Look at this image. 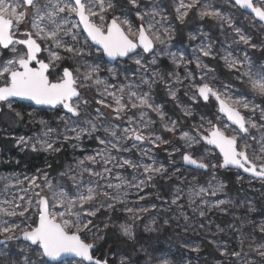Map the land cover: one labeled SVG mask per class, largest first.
Returning a JSON list of instances; mask_svg holds the SVG:
<instances>
[{
  "label": "snow or ice",
  "instance_id": "6c2138e0",
  "mask_svg": "<svg viewBox=\"0 0 264 264\" xmlns=\"http://www.w3.org/2000/svg\"><path fill=\"white\" fill-rule=\"evenodd\" d=\"M128 4L136 9V17L141 21L139 25L134 26L126 16L112 15L110 19L106 16L114 12L116 5L113 0H0V55L5 51L12 53V56L6 60L0 61V102H6L8 108H12L15 100H28L36 105H47L52 108L62 107L72 117L79 119L81 112H87L89 101L84 98L82 89L95 87L100 99L95 101L96 104L104 108L111 109L117 119H127L128 127H124L120 134H117L115 128L104 127V133L112 139H105L99 136L96 140L103 147L96 151L94 155H89L81 159L75 165L80 169L76 175H70L73 172L69 168L67 172L61 173L62 176H68L73 183V189L65 191L62 186L53 185L48 179L47 173H44L43 185L37 181L40 177L33 176L29 180V187L23 189L25 195H13L11 199L0 201V214L8 217H22L24 221L31 220V223H25L24 227L20 224H8L4 221L0 226V236L4 241H13L22 238L29 243L31 255L24 257V264H71V261L63 259L64 257H79L77 264H109L107 259L101 260L94 258L92 250L94 243L86 242L85 238L93 228L97 227L93 218L104 207V203H99L101 197L107 203L109 210H115L116 203L126 204L125 197L128 192L126 189L135 188L142 192L144 187L149 186L150 182L156 175L163 176L167 169L164 165H156L153 161L150 164L134 162L130 159L117 158L113 152H127L130 149L124 147V142L132 140L134 142L150 140L152 143H167L160 136L145 130L153 123L151 120H145V111L155 112L163 126L168 132H175L177 128L176 121H165V113L160 105L154 104L151 96V89L156 83L154 77L159 76L158 72H153L152 79L140 76V84H109L102 79L100 64L84 63L76 68L63 67L62 71L56 74L53 79L54 70L61 66V62L66 59L82 58L91 56L93 46H98L96 52L101 56H106L112 60L116 58L132 59L137 65V71H148V64L143 63L144 54L153 53V59L148 63L156 64L154 49L156 44H165L162 38L168 35L170 38V29L165 26L168 17L161 14L160 11L152 8L149 11H141V0H127ZM235 5L241 8L250 9L260 21H264V0H259V5L254 0H234ZM200 6L199 15L201 18L209 17L221 22V26L227 24L232 27L231 18L221 13L219 9H212L206 4H201V0H179L176 8L177 19L183 23L189 11ZM31 10V11H30ZM159 17V19H157ZM77 18V19H74ZM27 23L28 30L21 32L20 26ZM82 26V28H81ZM163 29V31H161ZM239 40L244 44H250V38L241 33L239 28L234 29ZM82 33H85L82 37ZM24 38L21 39L19 36ZM194 38V37H193ZM83 39L84 47H80ZM89 41L91 43H89ZM19 46V47H18ZM256 48V44H250ZM61 52L68 54L62 55ZM199 52L204 57L212 55V46L206 45L199 48ZM174 63L177 61L175 53H169ZM44 58H41V57ZM184 60L183 55L179 58ZM227 67L240 72V68L247 63L245 71L240 72L242 77L247 78L254 94L261 98V103L249 102L244 98L233 99V97L222 94L208 83L198 86V95L205 102L209 97H214L218 102V111L223 113L230 125L223 127L212 124L208 121L209 129L201 132L204 128L201 124L197 129V135L191 136L185 132L182 139L185 140L186 146L191 148L193 144L204 142L206 145L213 146L219 150L222 160L218 163L211 161L205 162V158H195L188 152L183 154V161L190 165H195L200 169L216 168H236L242 169L246 173H251L255 177L264 179V123L257 124L250 117L246 118L240 111L241 108L249 110L255 114L260 112L259 119L264 121V65L258 68L253 67L248 62L245 55L244 61L232 57L229 53L224 57ZM196 66L200 69H206L208 66L203 64L199 57L196 58ZM83 68V71L81 69ZM110 76L115 79L116 72L112 68L107 69ZM210 71V69H209ZM169 75H174L170 73ZM191 75V73H189ZM163 80V77H161ZM176 82L180 83L179 76H176ZM146 85L148 91L140 90V85ZM125 94L127 100H125ZM169 95L175 99L176 91L169 88ZM197 97L193 96L195 100ZM132 109L140 111L139 121L134 116H127ZM186 116L192 115L188 109H182ZM96 117L87 120L88 127L75 126L76 122L71 117L64 119L65 133L71 132L74 135L63 136V140H75L77 144L73 147H79L82 137H91L93 133L99 131L97 123L104 114L101 108L95 109ZM19 116V113H16ZM40 123L47 127L45 121ZM250 129H259L262 135L259 139L260 149L257 154L253 150V157L249 156L248 149L252 147L247 142V134ZM54 129L47 127L43 133L44 139H38L40 148L44 151L57 152L60 149L55 146V141L47 139ZM256 139V137H252ZM243 140V144H241ZM17 143H27L25 137H20ZM135 146V145H134ZM33 151H36V145H32ZM207 151V149H206ZM143 155H149L143 152ZM259 160V163L256 160ZM99 164L101 170H96L95 165ZM111 165V167H109ZM113 168H131L135 172L142 169L144 178L138 179L134 175L132 180L117 174L115 179L120 183H111ZM178 171V170H177ZM87 174L89 179L85 181L84 175ZM171 177H169L170 179ZM9 177H0V180L8 181ZM193 179H196L193 177ZM238 179L240 177L238 176ZM23 181L17 180V184ZM225 185L220 183L211 189V195L215 196L218 192L224 190ZM39 189V191H36ZM47 189L48 192L44 193ZM113 190V191H109ZM4 191H9V184H4ZM31 191L32 195L25 201V196ZM209 189L200 187L194 194L200 196L202 193H208ZM113 192L115 194H113ZM180 189L172 199L171 203L176 205L180 200ZM144 196H139V200H144ZM17 200L25 201L24 204L16 203ZM207 205L208 201H201ZM221 200L211 207H218L224 204ZM195 204V200L189 198V206ZM183 207L182 205H178ZM155 208V205L151 206ZM131 214L133 220L139 219L141 213L150 211L147 207H125L123 209ZM194 212L199 211L203 217L205 212L198 207L192 209ZM249 211H254L249 208ZM27 214V215H26ZM183 214V213H182ZM187 220V216L184 217ZM154 222V221H153ZM167 223V221H165ZM105 228L109 227L106 223ZM121 231L129 239L133 238L131 224H121ZM151 230V229H147ZM222 231V229H221ZM259 231L264 233V224L259 225ZM19 233V236H17ZM103 237L97 236V239ZM243 244V239L241 240ZM192 251L198 252L199 248H193ZM257 255L264 261V244L258 245L255 249ZM222 255H228L222 252ZM240 252L232 251L231 256L238 257ZM3 257V264H8V253L0 252ZM120 264H127L125 259H121ZM158 264H171L167 259H161ZM252 264V262H247Z\"/></svg>",
  "mask_w": 264,
  "mask_h": 264
},
{
  "label": "rangeland",
  "instance_id": "374dc122",
  "mask_svg": "<svg viewBox=\"0 0 264 264\" xmlns=\"http://www.w3.org/2000/svg\"><path fill=\"white\" fill-rule=\"evenodd\" d=\"M113 2L116 5V8L114 12H110L106 16V19H110L112 15H119L126 16L134 26L141 23V21L136 17V9H133L128 4L127 0H113ZM188 2L189 0H185V3ZM201 4H206L212 9H219L222 14L231 18L232 27H228L227 24H224L222 27L221 22L213 18H201L199 15V11L201 10L199 5L196 8L191 9L185 17L183 23H181L177 19L178 14L176 12L179 0H141V11H149L152 8H155L160 11L162 15L168 17L165 26L170 29L171 34L170 38L168 35L162 36L165 40V44H156L154 54L157 62L155 65L148 63L151 59H153V53L150 55L144 54L143 63L148 64L147 72L137 71L138 66L134 64L132 59H128L123 62L119 61L111 65L104 59V56H101L99 52H96L95 47L92 48V52L94 54L91 56L66 60L73 62L75 66L74 68L84 63L100 64L102 68L100 76L109 84H140L141 75H144L145 78L152 79L153 72H158L160 75L154 77L156 83L153 84L151 89L152 101L154 104L162 107V110L166 114L165 121H176L177 123L176 131L170 133L177 134L176 138L178 140V144L173 145L168 142L163 144L172 145L169 147V152L166 150L167 148L160 151V147L163 145H160L161 143L159 142L154 144L150 140L138 142L127 140L124 142V147L130 149L129 151H122L120 153L113 152V155H116L117 158L130 159L134 162L142 164H150L155 161L157 166L162 164L161 161L157 159V156L161 153L166 154L168 156V164L162 165H164L167 169L166 173L170 171V174L165 173L164 178L176 181V184H173L172 194L175 196L177 194V189H180L179 195L181 197L176 205L171 203L173 198H163L164 200H162V197L158 196V189H156L157 184L155 182L158 177L162 176L156 175L150 182L149 186L143 188L142 192L135 188L126 189L128 192L127 197H125L126 204L116 203L115 207V210H118L121 214V224H124L125 217L132 220L131 214L123 210L125 207H147L151 211L153 209L151 206L154 205L152 195L164 204V206H161V210L169 209L170 206L173 205L178 211L177 216L182 220H186L184 218L185 216H187L188 221L201 218L199 211L194 212L192 210L198 206L205 212V214H212L211 220L215 219L213 210H219L221 212L219 213L220 215L227 214L229 216L234 212L232 215L233 217L227 218V220L231 223H229L226 228H221L220 226L215 225L210 228L208 227L204 232L206 238L213 243L214 247L223 257L221 260L215 261L214 264H247V262H252V264H264L262 258L257 255L255 251L258 245L264 244V233L259 231V225L264 224V212H262V215L256 220L252 217V214L255 213L257 209L256 198L258 197V194L262 196L259 200V204L264 206V190L262 187L264 185V181H257L245 175L239 176V181L242 183V188H244L243 199H241V206L239 209L242 208V210L245 211H249V208L254 209V211H249L251 212L249 215L246 213L239 214L244 231L243 236H240L238 234L239 227L236 226L240 222L237 213V210L239 209L236 207V204L232 199L224 194V190L222 192H218L215 196L210 194L212 188L220 183L224 184L219 177H216L221 168H209L208 171L203 173L202 171L186 167L182 159L183 154L188 152L195 158H205V162L211 161L212 163H218L221 161L217 152L206 148L202 142L193 144V146L189 148L186 146L185 140L182 139V135L185 132L189 133L191 136L197 135L196 129L201 124L204 125V128L200 129V131L202 133L205 132V130L209 129L208 121H211L212 124L221 127L225 124L228 125L225 118L218 114V106L213 99L210 100L211 103L207 106L208 114H204L202 111L199 113L197 112L198 104L202 101L198 95V86L203 83H208L211 87L215 88L222 94L226 93L227 95L233 97V99L244 98L249 102L256 103L254 98L248 97L246 94H240L237 86L234 84L237 82L242 87L245 86L250 88L253 92L251 86L247 82V78L240 75V72L246 70L247 63L244 67L240 68V72H237L236 70L229 69L227 67L224 57L231 53L232 57L240 61H244L245 55H247L248 62L253 65L254 69L258 68L260 65H264V57L261 58L264 56V31L257 27L258 24H255L254 21L259 23L257 20L240 10L232 3L231 0H221L220 3H215V0H201ZM256 4L259 5V2L256 1ZM237 9H239L240 12H238ZM157 19H159V17H157ZM184 24H187L188 27L185 32H180V27ZM209 24L212 26H209ZM260 26L264 29L262 25ZM235 28H239L243 35L250 38V44H256L257 47L252 48L250 44L246 45L241 42L239 40V36L234 30ZM249 29H252L253 31L249 32ZM26 30H28L27 23L20 26L21 32ZM213 30L214 32H212ZM161 31H163V29H161ZM83 36L84 33H82V37ZM19 38L23 39L24 37L20 35ZM256 39L257 41L255 42L254 40ZM206 45L212 46V55L209 57H204L199 52V48ZM79 46L84 47L83 39H81V44ZM169 53L176 54V63L173 62ZM8 54L9 56L5 59L3 58V54L0 55V61L6 60L12 56V53L8 52ZM61 54L65 56L68 55L63 52H61ZM181 55L184 57L183 61L179 59ZM197 57L200 58L203 64L208 66L206 69L197 68ZM41 58L44 57L42 56ZM66 60L62 61L61 64L66 62ZM218 65L220 68L224 67L225 70L231 74L230 79L232 81L224 79L226 76H221L222 74L217 72L216 67H218ZM108 68H112L116 72L117 77L115 79H113L108 73ZM62 69L63 65H61L60 70L62 71ZM81 71H83V68ZM57 73H59L58 68L54 70L53 79L56 78ZM170 73L174 75H169ZM189 73H191V75H189ZM176 76H179L181 81L180 83L176 82ZM161 77H163V80H161ZM169 88L176 91L175 99L169 95ZM140 90L148 91V88L146 85L141 84ZM81 91L83 92L84 98L89 101V106L87 112H81L79 119L66 114L62 107H58L55 110L50 111L43 108H36L30 104H24L18 101H14L12 103L11 109L8 108L6 102L0 105V139L10 140L12 145V149L6 151H3V148L0 145V177L10 178L8 181L0 180V201L4 199H11L13 195H16L17 197L25 195L23 189L29 187V180H26L25 177H28L29 179L33 176L40 177L37 182L43 185L44 173H47L48 179L52 181L53 185L62 186L65 191L74 190L72 181L68 178V176H62L61 173L67 172L69 168L73 169V172H71L70 175H76L80 172V169L75 167L77 162L89 155H94L97 150L103 147V145H100L96 140L97 136L105 139H112L108 136V134L104 133V127L115 128L117 134L119 135L124 127L129 126L126 118L117 119L115 113L111 109L104 108L95 103L97 99H100L97 95L95 87L86 90L82 89ZM193 96H196L197 98L193 100ZM162 99L171 101L167 104L166 101ZM125 100H127L126 94ZM98 107L101 108V111L104 114L99 120H94V122L97 123L99 131L93 133L91 137H82L79 142V147H73L74 144H77V141L75 140H63V136L65 134L71 136L74 135V133H65V124L61 117L64 119L71 117V120L76 122L75 126L88 127L86 121L96 117L97 114L95 109ZM182 109L190 110L192 115L186 116ZM240 111L246 118L250 117L256 121L257 124L264 123V121L259 119V110H257L255 114L243 108H241ZM176 112L181 114L180 118L179 116L173 114ZM16 113H19L20 115L17 116ZM127 116H134V118L139 121L140 111L132 109L127 113ZM144 119L146 121H153L145 132H151L154 135H158L163 140L165 135L164 133L168 131L165 130L160 117L155 112L146 110ZM41 120L46 122L47 127L54 129V131L49 134L47 139L55 141V146L60 149L59 151H44L40 148L39 143H37L38 139L45 138L43 133L47 131V127L40 123ZM231 127L232 126H230L229 131L231 130ZM249 133V136H247V142L250 145H252L253 142L255 143L254 146L252 145V147L248 149L249 156L253 157V150H255L257 154L259 153L260 144L258 141L262 135V131L259 129H250ZM20 137H25L27 143H17ZM252 137H256V139H252ZM33 144L36 145V151H33L32 149ZM241 144H243V140H241ZM134 151L138 154L139 159H136L132 155V152ZM145 151L148 152L149 155H143V152ZM60 153L66 154L67 156L62 163L60 161L61 157H59V155H61ZM256 162L259 163V160L257 159ZM94 167L96 170H101L99 164ZM109 167H111V165H109ZM117 174L128 180H132L134 175L137 177V180L144 178L142 169H140L139 172H135L131 168H113L111 183H120L119 180L115 179ZM169 177L171 178L169 179ZM193 177L196 179H193ZM83 179L85 181L89 179L87 174L84 175ZM17 180L23 181V183L17 184ZM5 183L9 184L8 192L4 191ZM200 187L208 188V194L202 193L200 196H196L194 193L198 191ZM36 191H39V189H36ZM47 192L48 190L45 189L42 194H46ZM113 194L115 193L113 192ZM31 195L32 193L29 191L25 196V201ZM190 195L191 199L195 200V204L191 207L189 206ZM139 196H144L145 199L139 200ZM202 200L208 201V204H202ZM221 200L225 201V203L219 205L218 207H211V205L217 204ZM25 201L17 200L16 203L24 204ZM101 202L104 203V207L101 209L114 211L107 208V203L111 201H105L104 198L101 197L97 206H99V203ZM178 205H182L183 207H179ZM0 207H8V205L0 204ZM186 207L189 208V211ZM147 213H141L139 219H142L147 215ZM4 221H7L9 225L13 222L20 224L21 227H24L25 223H31V220L25 222L22 217H8L0 214V226H3ZM93 222L97 227L93 228L92 232L88 233V235L84 238L86 242L94 243V245H96V238L99 236L102 227H104L106 222L104 220V223L102 224L100 211L97 213V216L93 218ZM210 223L211 222H209V225ZM152 226L151 222L147 223L148 228H151ZM119 230L124 235L120 227ZM189 231L193 233V237H188L186 241L181 242L182 249L186 250L188 253L186 258L183 259V257H174L177 261V263H175L171 257L172 253L166 252L160 255V259H167L171 262V264H206L204 261L205 255L201 249L202 246L197 239L199 235L204 234L199 228H190L188 232ZM257 231L258 233L256 236ZM216 233L228 234L233 239L234 245L232 244L229 236L218 240L220 235L217 236L215 235ZM17 236H19V233H17ZM242 239L246 241L247 245L255 251V257L247 258L246 256L241 255V257H234L230 255L232 251L238 252L235 244L239 243ZM1 240H4L2 236H0V252L8 253V264H24V257L26 255H31V252L27 251V249H29L28 243L22 240H13L1 244ZM197 247L199 248L198 252L192 251L193 248ZM222 252H227L229 254L222 255ZM3 259V257H0V264H3ZM121 259H124V256H120L118 260L121 261ZM69 261H71V264H77V261L79 260Z\"/></svg>",
  "mask_w": 264,
  "mask_h": 264
},
{
  "label": "trees",
  "instance_id": "16d2710c",
  "mask_svg": "<svg viewBox=\"0 0 264 264\" xmlns=\"http://www.w3.org/2000/svg\"><path fill=\"white\" fill-rule=\"evenodd\" d=\"M221 0H215V3H220ZM238 12H240L239 9H237ZM255 24H258V28L263 30L264 29L254 21ZM208 23V22H205ZM209 26H212L209 24ZM188 25L184 24L180 27V32L187 29ZM252 29H249V32H252ZM214 32V30L212 31ZM217 32V31H216ZM255 42L257 41L254 40ZM257 53V52H256ZM257 55V54H256ZM8 51H5L3 53V58L5 59L8 57ZM262 56L261 58H263ZM66 67H72L74 68L73 62H70L69 60H66L63 64H61ZM223 66V65H222ZM217 72L219 74H222L221 76H226L224 79L229 81H232L230 79V75L225 68H220L218 65ZM61 66L58 68L60 71ZM54 78V77H53ZM237 86V89L240 94H246L248 97L254 98L256 103H261V98L253 94V92L250 90V88L241 86L237 82L234 83ZM247 88V89H246ZM164 100V99H162ZM167 104L170 103L171 100H164ZM211 101L205 103V102H199L197 112H201L204 114L207 113V106ZM196 112V113H197ZM176 116L181 117V114L176 112L173 113ZM164 131V130H163ZM164 141H167L168 143H172L173 145L178 144V140L176 138L175 133L165 132L164 133ZM164 143H161L160 145H163ZM254 142L252 145L254 146ZM0 145L3 148V151L11 150L12 145L10 140L0 139ZM171 144L163 145L160 147V151L167 148L166 150L169 152V147H171ZM203 146V145H202ZM204 147V146H203ZM59 157H61V163L64 161V159L67 157L66 154L60 153ZM132 155L139 159L138 154L136 151L132 152ZM218 158V156L216 155ZM168 156L166 154H160L157 156V159L161 161L162 164H168L167 161ZM204 173V172H203ZM166 174H170V171ZM242 175L240 172H237L235 170H220L216 177H219L225 187H224V194L233 200V202L236 204V207L238 209L241 206V199H243V192L244 188H242V183H240L238 176ZM158 177L157 180H155L158 189V196L162 197V200L164 199H172L174 198V195L172 194L173 184H176L175 180H168L167 178ZM264 190V185L262 186ZM206 194V193H205ZM208 194V193H207ZM164 198V199H163ZM262 198L260 194H258V197L256 198L257 201V209L256 212L252 214V217L256 220L259 216L262 215V212H264V206H261L259 204V200ZM153 203L155 205V208H153L151 211L147 213L146 216H144L142 219L137 220H129L127 217L124 218V224H131L132 225V231H133V238L129 239L127 236L123 235L119 230V225L121 224V214L118 210L114 211H108V210H100V217L102 219V224L104 223V220L106 221L109 227L105 228L102 227V230L99 234L100 237H103L102 239L96 238V247L97 250L95 251L94 255L101 260L107 259L109 264H120V261L118 260L120 256H124V259L126 260L127 264H158V261L160 259V255L164 254L166 252H171V257L173 259V262L177 263V261L174 259V257H183L186 258L188 256V253L186 250L182 249L181 242L186 241L187 238H192L193 233L191 231L188 232V230L191 229H201L202 233L206 231V229L209 227H213L215 225L220 226L221 228H226L230 221L227 220V218L233 217V213L229 216L227 214H222L219 210H213L215 219H212V214H205L203 217L196 219V220H182L180 217L177 216V210L172 205L169 209L161 210V206H164L162 201L157 200V198L152 195ZM168 205V204H167ZM188 208V207H186ZM240 210V211H239ZM237 210L238 217L241 213H246L249 215L251 212L245 211L239 209ZM189 211V208H188ZM191 219V218H190ZM240 222L236 225L239 227L238 234L240 236H243L244 231L241 224V218L239 217ZM154 221V222H153ZM167 221V223H165ZM151 222L153 225L151 228L147 227V223ZM209 222L210 225H209ZM98 223V222H97ZM104 224V225H105ZM202 226V227H201ZM253 226V225H252ZM151 229V230H147ZM187 233V234H186ZM258 231L256 232L257 236ZM215 235L219 236L220 238L218 240H221L223 238H227L228 234H222V233H216ZM214 238V237H213ZM232 244L234 245V241L229 236ZM199 240V243L202 246V252L205 255V262L206 264H214L215 261L221 260L223 257L220 255V252L214 247L213 243L209 241L206 238V235H199L197 237ZM215 239V238H214ZM217 240V239H216ZM236 249L238 252H240L241 256H246L247 258L255 257L256 253L255 251L250 248L246 241L243 240V244H241V241L237 244H235ZM240 256V257H241ZM237 262V261H236Z\"/></svg>",
  "mask_w": 264,
  "mask_h": 264
},
{
  "label": "water",
  "instance_id": "95a60500",
  "mask_svg": "<svg viewBox=\"0 0 264 264\" xmlns=\"http://www.w3.org/2000/svg\"><path fill=\"white\" fill-rule=\"evenodd\" d=\"M232 1V3L235 5V2H234V0H231ZM256 1H259V0H254V3L256 2ZM240 10H242L243 12H245L246 14H249L250 16H252L255 20H257L263 27H264V21H260L259 20V18L258 17H256L255 16V14L254 13H252L251 12V10L250 9H244V8H241L239 5H236ZM81 28H82V26H81ZM85 34V33H84ZM86 35V34H85ZM90 42V41H89ZM91 43V42H90ZM95 48H98V46H94ZM154 51H155V49H154ZM147 55H150V54H152V53H146ZM105 57V59H106V61L108 62V63H110V64H115L117 61H124V60H126V59H128L127 57H125V58H116L115 60H112V59H110V58H108V57H106V56H104ZM201 98V100L203 101V102H205L204 100H203V98L202 97H200ZM210 99H213L215 102H216V104H217V106H218V108H219V105H218V102L215 100V98L214 97H209V100ZM208 100V101H209ZM15 101H18V102H22V103H24V104H30V105H32V106H34V107H36V108H43V109H47V110H54L55 108H52L51 106H47V105H36L34 102H32V101H28V100H15ZM207 101V102H208ZM2 103H4V102H0V105L2 104ZM58 107V106H57ZM56 107V108H57ZM66 111V110H65ZM218 111V110H217ZM67 113V112H66ZM69 114V113H68ZM218 114L221 116V117H223V118H225V120L227 121V123H228V125H230V126H232V127H235L234 125H231V122L230 121H228L227 120V117L223 114V113H220L219 111H218ZM247 135H249V133L247 134ZM204 143V142H203ZM205 144V143H204ZM206 145V144H205ZM206 146H208V147H210V148H212L213 150H215L216 152H217V154L219 155V150L218 149H216V148H214L213 146H209V145H206ZM220 156V155H219ZM220 158H221V160H222V157L220 156ZM184 165L186 166V167H188V168H191V169H194V170H197V171H202V172H206V171H208L209 169H200V168H198V167H196L195 165H190V164H187V163H185L184 162ZM222 170H235V171H240L243 175H245V176H247V177H250V178H253V179H255V180H264V179H261V178H259V177H255V176H253L251 173H246V172H244L242 169H236V168H221ZM19 240H23L22 238H20ZM24 241V240H23ZM24 242H27V241H24ZM2 244L3 243H6L4 240L1 242ZM28 243V242H27ZM29 244V243H28ZM97 250V247H96V245L94 246V249L92 250V255H93V257L94 258H97L95 255H94V253H95V251ZM63 259H65V260H80V258L79 257H73V256H69V257H64ZM85 264H89V262H87V261H85L84 262ZM53 264H55V262H53Z\"/></svg>",
  "mask_w": 264,
  "mask_h": 264
},
{
  "label": "flooded vegetation",
  "instance_id": "af4514ba",
  "mask_svg": "<svg viewBox=\"0 0 264 264\" xmlns=\"http://www.w3.org/2000/svg\"><path fill=\"white\" fill-rule=\"evenodd\" d=\"M257 2H259V1H257ZM256 3V2H255ZM59 71V70H58ZM59 72H61V70L59 71ZM210 101V100H209ZM208 101V102H209ZM205 103H207V102H205ZM250 134V133H249ZM247 136H249V135H247ZM202 144L206 147V148H209V149H212V148H210V147H208V146H206L203 142H202ZM213 150V149H212ZM213 151H215V150H213ZM257 181H264V180H257Z\"/></svg>",
  "mask_w": 264,
  "mask_h": 264
}]
</instances>
